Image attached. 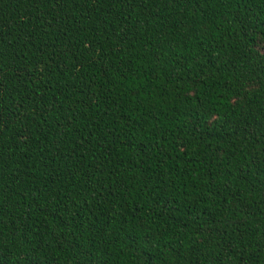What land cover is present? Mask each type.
I'll return each instance as SVG.
<instances>
[{
  "label": "trees",
  "instance_id": "1",
  "mask_svg": "<svg viewBox=\"0 0 264 264\" xmlns=\"http://www.w3.org/2000/svg\"><path fill=\"white\" fill-rule=\"evenodd\" d=\"M0 264H264V0H0Z\"/></svg>",
  "mask_w": 264,
  "mask_h": 264
}]
</instances>
